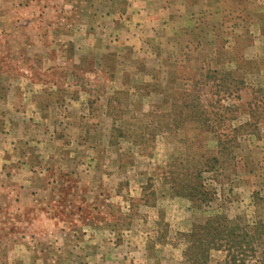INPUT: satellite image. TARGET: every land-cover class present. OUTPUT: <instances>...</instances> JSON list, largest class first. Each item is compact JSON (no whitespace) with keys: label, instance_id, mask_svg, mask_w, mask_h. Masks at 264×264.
<instances>
[{"label":"rangeland","instance_id":"obj_1","mask_svg":"<svg viewBox=\"0 0 264 264\" xmlns=\"http://www.w3.org/2000/svg\"><path fill=\"white\" fill-rule=\"evenodd\" d=\"M0 264H264V0H0Z\"/></svg>","mask_w":264,"mask_h":264},{"label":"trees","instance_id":"obj_2","mask_svg":"<svg viewBox=\"0 0 264 264\" xmlns=\"http://www.w3.org/2000/svg\"><path fill=\"white\" fill-rule=\"evenodd\" d=\"M236 142V140H233V144ZM200 173V172H199ZM203 188L205 189V187L203 186ZM200 190H202V187H200ZM200 196H206V195H202V193H201V195ZM190 197H192V198H196V196L195 195H190ZM212 224V223H211ZM210 222H208L204 227H202L203 229H207L208 227H210ZM201 227H197V228H195L194 229V231L192 232V234L191 235H189V237L190 238H195V236H196V233L195 232H197V229H202ZM229 237L230 236H227V238H228V240H226V241H232V239H229ZM195 240V239H194ZM220 240H222V239H220ZM206 244H208L209 245V243L207 242V241H204Z\"/></svg>","mask_w":264,"mask_h":264},{"label":"crops","instance_id":"obj_3","mask_svg":"<svg viewBox=\"0 0 264 264\" xmlns=\"http://www.w3.org/2000/svg\"><path fill=\"white\" fill-rule=\"evenodd\" d=\"M165 11V10H164Z\"/></svg>","mask_w":264,"mask_h":264}]
</instances>
